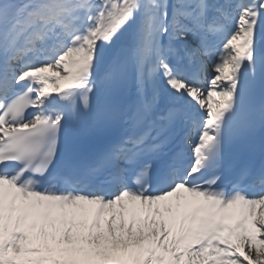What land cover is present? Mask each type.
Returning a JSON list of instances; mask_svg holds the SVG:
<instances>
[{"label":"snow or ice","instance_id":"obj_1","mask_svg":"<svg viewBox=\"0 0 264 264\" xmlns=\"http://www.w3.org/2000/svg\"><path fill=\"white\" fill-rule=\"evenodd\" d=\"M132 26L138 93L154 92L129 125L148 121L161 78L186 107L170 106L155 137L130 135L82 172L51 175L65 110L88 109L105 50ZM262 48L264 0H0V264H264V192L242 190L247 169L230 194L217 187ZM29 109L39 111L29 119ZM181 119L198 133L192 162L182 168L178 152L156 172L152 159L167 156L166 130ZM253 182L264 188V170Z\"/></svg>","mask_w":264,"mask_h":264},{"label":"bare ground","instance_id":"obj_2","mask_svg":"<svg viewBox=\"0 0 264 264\" xmlns=\"http://www.w3.org/2000/svg\"><path fill=\"white\" fill-rule=\"evenodd\" d=\"M134 32H135V26H132L125 30L120 38L108 49L105 50V55L103 58V61L96 71L94 75V87L93 89H96V86L99 85L100 81L104 77L105 73L110 69L112 63L114 62V58L116 54H118L120 51L125 53L124 51L129 52L132 48L133 45V37H134ZM164 44H167V37H164ZM190 42V41H189ZM191 43V42H190ZM183 44V41L180 43H177L175 47H179ZM262 52H264V48L261 49ZM57 74V70L53 69V71L46 73L48 76H52L55 78ZM60 75H66V73H63L62 71L60 72ZM54 82V81H53ZM61 87H64L63 82H61ZM136 88H137V79H136ZM156 90L159 93V103L155 106L152 115L157 118L162 114V116L165 114V109L170 107V106H176L179 101H175L172 95L169 93L168 89L166 88L163 79H159L156 86ZM49 90L51 92H55V89L52 87V85H49ZM153 92L154 88L151 84L145 86L143 90V94L138 93V89L136 91L137 98L141 101L144 102H151L152 97H153ZM258 212V210H257Z\"/></svg>","mask_w":264,"mask_h":264},{"label":"rangeland","instance_id":"obj_3","mask_svg":"<svg viewBox=\"0 0 264 264\" xmlns=\"http://www.w3.org/2000/svg\"><path fill=\"white\" fill-rule=\"evenodd\" d=\"M202 86L205 87V88L207 87L206 81L204 83H202ZM258 212H259V210H258Z\"/></svg>","mask_w":264,"mask_h":264}]
</instances>
